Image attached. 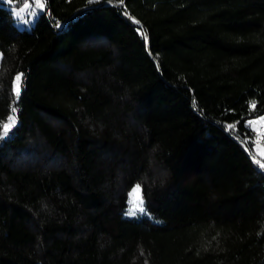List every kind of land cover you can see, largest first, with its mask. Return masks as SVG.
<instances>
[{"label": "trees", "instance_id": "16d2710c", "mask_svg": "<svg viewBox=\"0 0 264 264\" xmlns=\"http://www.w3.org/2000/svg\"><path fill=\"white\" fill-rule=\"evenodd\" d=\"M3 2L0 264H264V0Z\"/></svg>", "mask_w": 264, "mask_h": 264}, {"label": "rangeland", "instance_id": "374dc122", "mask_svg": "<svg viewBox=\"0 0 264 264\" xmlns=\"http://www.w3.org/2000/svg\"><path fill=\"white\" fill-rule=\"evenodd\" d=\"M5 5L9 6L11 9V14L13 17V23L19 27V28H29L30 25L33 23L34 18L38 15L40 11L43 9H40L37 6V0H25L21 5H14L12 4V0H3ZM17 75V74H16ZM15 75V76H16ZM15 79V77H14ZM13 79V81H14ZM12 88H13V82H12ZM264 115V114H261ZM260 116V115H259ZM259 116L251 118L249 120H258ZM249 120L247 121L248 125L253 128H259V124H250ZM9 122V120H8ZM3 132V130H2ZM255 140L251 144V153L254 156L255 163H260L261 165H264V155H260V149L258 148V143L261 145H264L263 142L259 141L257 142V134L255 132ZM264 168V167H261ZM137 184H133L127 194V206L123 212V215L126 217H135L140 213L138 210V200H137V194L133 191L135 189ZM135 211V215H129L130 212Z\"/></svg>", "mask_w": 264, "mask_h": 264}, {"label": "snow or ice", "instance_id": "6c2138e0", "mask_svg": "<svg viewBox=\"0 0 264 264\" xmlns=\"http://www.w3.org/2000/svg\"><path fill=\"white\" fill-rule=\"evenodd\" d=\"M97 2V0H89V3H94ZM122 2V0H121ZM37 6L40 9H44L45 8V2L44 0H37ZM136 23H139V21H135ZM145 40H147V36H145ZM23 73H18L15 76V79L13 81V92L16 96L17 99H19L20 95H21V86H22V82H23ZM252 108H255V102H252L251 104ZM17 109L15 107L12 108V113L13 115L8 117L9 123H6L3 125V132H0V139H4L6 138L9 133L10 130L16 125V117H15V113H16ZM250 124H259L260 127L256 128L253 127L252 131L256 132L257 134V142H259L261 139H264V115H260L258 120H249ZM231 127V126H229ZM258 148L260 149V155H264V145H261L258 143ZM261 167H264V165H261ZM136 194H137V200H138V210L140 212H144L145 206H144V200L142 195H140L141 193V187L139 184L136 185L135 189L133 190ZM135 211L130 212L129 215H135Z\"/></svg>", "mask_w": 264, "mask_h": 264}, {"label": "built area", "instance_id": "2783aa9c", "mask_svg": "<svg viewBox=\"0 0 264 264\" xmlns=\"http://www.w3.org/2000/svg\"><path fill=\"white\" fill-rule=\"evenodd\" d=\"M258 167H261V164L260 163H256Z\"/></svg>", "mask_w": 264, "mask_h": 264}]
</instances>
